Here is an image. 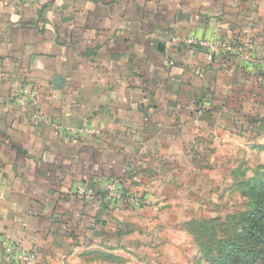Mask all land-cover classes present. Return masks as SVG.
Here are the masks:
<instances>
[{
  "label": "crops",
  "instance_id": "obj_1",
  "mask_svg": "<svg viewBox=\"0 0 264 264\" xmlns=\"http://www.w3.org/2000/svg\"><path fill=\"white\" fill-rule=\"evenodd\" d=\"M262 75L264 0H0V264L4 237L36 264H189L188 218L169 207L227 176ZM24 85L49 121L33 123ZM113 181L152 206L109 204Z\"/></svg>",
  "mask_w": 264,
  "mask_h": 264
},
{
  "label": "rangeland",
  "instance_id": "obj_2",
  "mask_svg": "<svg viewBox=\"0 0 264 264\" xmlns=\"http://www.w3.org/2000/svg\"><path fill=\"white\" fill-rule=\"evenodd\" d=\"M264 76V75H262ZM264 91V90H263ZM263 91H256L257 97ZM254 97L255 103H258V109L252 110V103L249 102L246 106L245 113L251 112L250 115H254L253 118L258 120V129L249 133L247 130L242 136L238 134V138H232L236 143L230 144L224 149L234 155V158L230 160L228 164L229 171L227 176H210L206 178V187L197 189L198 187H192L194 191H191L188 196V200L184 203V209L176 213L174 207H169V217L175 219H181L184 223L185 218L188 220L184 224H179L181 229L189 236V239L178 237L182 243L186 242V256L189 258V264H194L200 258V246L198 238L194 236L198 223L202 221H208L215 218H226L229 214H234L236 210L242 211L245 209L243 203L246 201L242 190H240V183L245 179L253 177L254 171L258 167L264 166V99ZM259 113V114H258ZM143 202L139 207H150L152 204L149 200L142 199ZM157 206V205H155ZM160 207V206H159ZM155 209L157 212L151 213V216L160 214V208ZM162 207V205H161ZM150 213V212H149ZM175 215V216H174ZM171 233L176 232L178 229H168ZM180 235V234H179Z\"/></svg>",
  "mask_w": 264,
  "mask_h": 264
},
{
  "label": "trees",
  "instance_id": "obj_3",
  "mask_svg": "<svg viewBox=\"0 0 264 264\" xmlns=\"http://www.w3.org/2000/svg\"><path fill=\"white\" fill-rule=\"evenodd\" d=\"M240 184L244 210L198 223L201 251L194 264H264V166Z\"/></svg>",
  "mask_w": 264,
  "mask_h": 264
},
{
  "label": "built area",
  "instance_id": "obj_4",
  "mask_svg": "<svg viewBox=\"0 0 264 264\" xmlns=\"http://www.w3.org/2000/svg\"><path fill=\"white\" fill-rule=\"evenodd\" d=\"M173 42L183 43L188 48H205L210 50L212 53H216L219 51L233 50L231 45H228L225 41L220 40L219 38H204V37H190L187 39H182L180 37H173ZM243 60L257 64L258 58L254 57L250 54H245L242 56ZM21 93L18 95L22 103H30L33 106L32 112V121L33 123H44L49 121L47 115L39 108V98L36 94L35 90L29 87L28 85H24L21 88ZM55 129L57 132L61 134L73 133V130L64 127L58 123H54ZM79 133H93V130L86 127L78 130ZM135 163L131 162L128 166L127 171L132 172L134 170ZM107 201L111 203H123L124 205L129 206H141L143 200L130 197L127 195L122 188L120 187L118 182H108L105 186ZM78 192L81 194H86V189L84 187H80ZM4 246V254H3V262L5 264H36L38 261V255L34 251H26L18 246V244L14 241H11L8 237H4L3 239Z\"/></svg>",
  "mask_w": 264,
  "mask_h": 264
}]
</instances>
